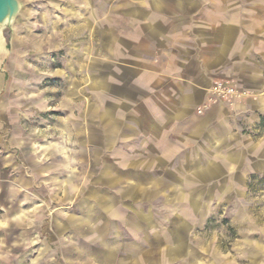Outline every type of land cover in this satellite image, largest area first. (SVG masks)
I'll use <instances>...</instances> for the list:
<instances>
[{
  "label": "crops",
  "instance_id": "1",
  "mask_svg": "<svg viewBox=\"0 0 264 264\" xmlns=\"http://www.w3.org/2000/svg\"><path fill=\"white\" fill-rule=\"evenodd\" d=\"M50 7L46 35L17 27L15 58L21 96L32 52L60 79L20 105L56 219L19 264H264V217L231 207L264 200V0ZM218 206L234 241L203 238Z\"/></svg>",
  "mask_w": 264,
  "mask_h": 264
},
{
  "label": "rangeland",
  "instance_id": "2",
  "mask_svg": "<svg viewBox=\"0 0 264 264\" xmlns=\"http://www.w3.org/2000/svg\"><path fill=\"white\" fill-rule=\"evenodd\" d=\"M21 1L23 10L14 26L15 40L17 27L21 26L25 27V36L28 35L29 38L34 30L36 34L46 35L49 14L52 11L50 3L54 0ZM43 48L47 47L43 46ZM43 53V57H38L32 52L27 59L30 69L25 78L28 81L25 83L22 96L19 94L21 92H18L21 89L22 76L18 74L16 68L15 41L11 55L3 71H0V131L2 132L0 136L3 137L0 142V264H19L21 259L30 260L39 257L43 242L47 239L48 232L56 219L54 204L48 199L44 175L37 178V170H40L42 164L47 161L43 158H46L48 153L43 152L44 148H41L40 159L35 161L30 152H27L28 147L24 151L21 150V142H19L22 134L23 144L29 145L33 140L32 113L22 115L21 111L29 106H24L22 109L21 100L26 103L27 97H32V95L28 96V92L47 93L49 87L53 86L56 89L59 87L60 79L48 77L46 49ZM42 124L43 122L40 121L36 125L42 126ZM254 194L251 192L245 204L231 202L232 214H238L240 208H245L262 220L264 200L261 194ZM227 212L228 208L217 207L213 230L206 229L204 239H208L206 235L212 231L215 233L209 235L210 240L227 242L237 239L229 230L224 232L226 225L223 220L228 218Z\"/></svg>",
  "mask_w": 264,
  "mask_h": 264
},
{
  "label": "water",
  "instance_id": "3",
  "mask_svg": "<svg viewBox=\"0 0 264 264\" xmlns=\"http://www.w3.org/2000/svg\"><path fill=\"white\" fill-rule=\"evenodd\" d=\"M23 10L21 0H0V71L11 55L15 41L14 26Z\"/></svg>",
  "mask_w": 264,
  "mask_h": 264
},
{
  "label": "built area",
  "instance_id": "4",
  "mask_svg": "<svg viewBox=\"0 0 264 264\" xmlns=\"http://www.w3.org/2000/svg\"><path fill=\"white\" fill-rule=\"evenodd\" d=\"M216 91L223 98L231 97L235 94L234 89L232 87L228 86V84L224 83V82L217 84Z\"/></svg>",
  "mask_w": 264,
  "mask_h": 264
}]
</instances>
